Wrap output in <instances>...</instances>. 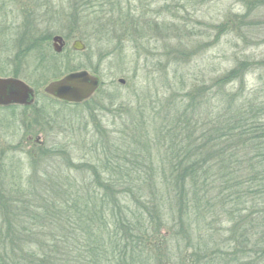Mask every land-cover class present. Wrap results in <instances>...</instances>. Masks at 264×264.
Segmentation results:
<instances>
[{
  "label": "rangeland",
  "instance_id": "obj_1",
  "mask_svg": "<svg viewBox=\"0 0 264 264\" xmlns=\"http://www.w3.org/2000/svg\"><path fill=\"white\" fill-rule=\"evenodd\" d=\"M121 1L122 10L104 7L111 17L107 20L95 14L99 11L95 3L86 1L77 6L72 0H0V78L21 79L36 92L29 106L0 107V181L18 183L20 178L28 187L38 180L36 172L42 178L45 170L58 172L60 166L62 175L84 178L92 184L91 191L101 193L96 183L93 187L97 182L93 175L104 178L112 170L94 166L105 165L107 157L111 161L123 157L124 171L136 177L135 192L157 208L171 249L184 256L193 251L187 246L206 243L212 258L214 251L225 250L228 239V207L223 202L228 195V166L224 170L221 165L224 161L228 165V149L217 158L216 144L224 140L209 136L227 106L220 101L224 99L253 108L255 112L248 115L257 116L259 127L264 125V0ZM37 34L46 40L33 49L29 38ZM55 36L66 43L59 54L53 47ZM184 37L183 46L179 39ZM78 40L85 45L82 52L73 49ZM82 70L101 81L88 106L45 94L49 83ZM197 86H204L206 96L198 94ZM192 105H201L199 109L211 115L194 112ZM179 108L180 114L187 111L192 128L200 120L202 129L192 139L202 149L191 156L200 163L206 159L197 173V195H187L192 220L183 223L196 232L191 241L185 239L178 221L180 193L167 181L168 162L177 157L170 151L178 142L171 143L164 130L175 127ZM237 154L241 160L253 159L255 143L239 146ZM115 189L121 192L126 187ZM119 197L138 206L139 196L123 192ZM177 234L179 244L172 241ZM200 260L205 262L203 256Z\"/></svg>",
  "mask_w": 264,
  "mask_h": 264
},
{
  "label": "trees",
  "instance_id": "obj_2",
  "mask_svg": "<svg viewBox=\"0 0 264 264\" xmlns=\"http://www.w3.org/2000/svg\"><path fill=\"white\" fill-rule=\"evenodd\" d=\"M72 1L77 6L83 1L91 5L95 3L99 7L95 14L107 20H111V17L104 7L118 6L122 10L121 0ZM164 28H167L165 24ZM31 36L38 39L29 38L31 48H40L43 39H40L39 34ZM107 36L110 37L111 34L108 33ZM184 41L185 37L179 39L183 46L186 44ZM176 53L180 56L179 52ZM231 74L230 71L229 77ZM197 90L202 96L204 92L205 96L208 93L204 86H197ZM91 101L93 100L86 101L82 106H88ZM114 101L112 98L113 104ZM220 101L227 106L217 118L209 137L212 140L226 141L216 144L217 158L222 154L224 156L228 149V165L225 161L221 164L224 170L228 166V195L224 196L223 201L224 206L228 207L225 210L228 217L225 250L214 251L211 258V249L206 243H203V247L193 243L187 246L188 250L193 248L192 253L184 256L181 253L178 256L179 251L171 249L169 237L162 234L163 223L157 214V208L148 206L141 194L135 192L134 187L138 185L136 177L124 171L121 165L123 157L112 161L107 157V164L94 166L96 170H112L104 178L103 174L93 175L97 180L93 181V187L96 183L101 188V193L91 191L92 184L88 185L84 178L78 181L76 177L70 178L66 173L62 175L60 166L56 167L58 172L45 170L42 178L36 172L38 180L28 187L20 182V178L18 183L13 181L11 184L2 178L0 264H201L202 256L205 261L203 264H264V125L259 127L257 116L248 115L250 111L255 112L253 108L236 104L234 98H230L228 103L225 99ZM212 102L210 100L208 104ZM166 106L170 107V104L167 103ZM199 106L201 105H192L189 108L194 112L202 110L207 113V117L211 115V111L208 112L203 107L199 109ZM180 111L181 108L176 112L175 127L164 130L165 136L172 138L171 143L174 139L178 142L174 143L170 151L171 154L176 152L177 157L168 162L170 175L167 181L176 194L180 193L178 199L182 209L178 221L182 223L181 231L185 239L191 241L196 232L183 223L192 220L193 205H190L187 195H197V173L206 159L200 163L191 156V153H199L202 149L199 147L200 143L192 139L197 130L202 129L200 120H196L192 128L187 111L184 114H180ZM212 122L214 124L215 120ZM183 143L186 144L185 148ZM253 143L256 153L253 159L241 160L238 154L236 156L239 146L244 149ZM149 167L152 169L153 162H150ZM210 171L208 168L207 173ZM246 175L247 180L244 179ZM116 187L126 189L118 192ZM123 192L129 197L139 196L136 199L138 206L132 207L122 201L119 194ZM221 194L224 192L219 196ZM179 235H175L172 241L179 244ZM203 251L205 254H201ZM176 256L179 259H175Z\"/></svg>",
  "mask_w": 264,
  "mask_h": 264
},
{
  "label": "water",
  "instance_id": "obj_3",
  "mask_svg": "<svg viewBox=\"0 0 264 264\" xmlns=\"http://www.w3.org/2000/svg\"><path fill=\"white\" fill-rule=\"evenodd\" d=\"M62 36L53 38V47L56 53H62L65 47ZM76 51H84L85 45L81 41L73 44ZM119 83L124 85L125 80L120 79ZM101 86L97 76L88 71L82 70L72 72L65 77L49 83L45 87V94L62 102L69 104H82L90 100ZM34 89L18 78H0V107L1 106H29L34 103Z\"/></svg>",
  "mask_w": 264,
  "mask_h": 264
},
{
  "label": "flooded vegetation",
  "instance_id": "obj_4",
  "mask_svg": "<svg viewBox=\"0 0 264 264\" xmlns=\"http://www.w3.org/2000/svg\"><path fill=\"white\" fill-rule=\"evenodd\" d=\"M35 94H36V92H35ZM48 96V95H47ZM50 97V96H49Z\"/></svg>",
  "mask_w": 264,
  "mask_h": 264
}]
</instances>
